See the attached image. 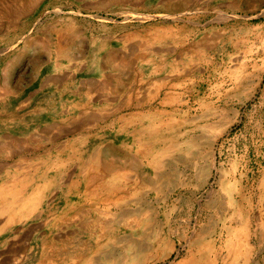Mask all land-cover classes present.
Segmentation results:
<instances>
[{"label": "rangeland", "instance_id": "rangeland-1", "mask_svg": "<svg viewBox=\"0 0 264 264\" xmlns=\"http://www.w3.org/2000/svg\"><path fill=\"white\" fill-rule=\"evenodd\" d=\"M25 1L30 0L20 1V11ZM14 21L17 27L10 30L4 24L5 29L0 33V110L7 114L4 118L8 124L16 125L9 132L0 131V143L4 142V133L12 140L9 147H2L0 151V167L6 165L9 171L0 174V189L4 187L0 191L5 190V195L13 190L22 193H19L18 205L6 196L11 213L15 210L10 215L17 216V220L0 232V264H14L7 260L14 245L20 250L15 264H39L43 259L50 264H117L135 248L152 244L155 232H160L170 250L167 258H156L151 264H176L192 252L193 236L215 217L224 201L248 215V239L253 254L247 264H264V0H32L31 9ZM99 49L103 50L101 53L114 51L129 61L134 60L131 68L123 69L120 81L124 83L139 76L142 70L148 74L151 64L159 67L156 76L140 75L141 83L133 79L128 84L132 97L145 100L143 112L155 114L156 110L163 109L167 112L163 118L175 117L171 113L175 103L168 100L161 105L165 94L163 91L155 94V91L158 78L169 80L177 76L178 80L167 83L165 88L174 86L184 105L181 109L186 120L210 113L212 109L224 110L230 117V124L212 143L209 161L202 162L208 165L209 171L201 186L197 187L191 172L185 168L186 152L191 148L184 146L174 157L171 152L164 157V170L172 182H163L157 195L148 194L147 188L141 193L151 203L153 216L135 204L137 196L126 199L129 204L119 196L127 153L138 161L142 158L137 153L140 148L136 144V132L149 131L155 125L144 119L137 122L138 126L135 123L120 127L121 123L114 121L115 116L108 122L102 121L100 113L118 110L120 101L105 107L97 101L96 105L91 103L85 95L89 84L100 83L97 59L91 60L98 56ZM133 52L138 57L144 55L151 63L144 65ZM106 71L118 74L113 66ZM120 94L128 95L122 91ZM78 102L98 114L99 120L89 134L81 137L74 156L68 149L58 155L56 142L49 139L61 135L48 125L77 116L79 110H74L73 105ZM133 111L121 109L127 116ZM203 125L205 134H209L210 125L208 122ZM195 128L193 124L183 125L181 133L188 134L186 140L200 134ZM68 133H64L66 136L59 145L67 142ZM155 140V137L142 140L152 147V154L159 149L152 146ZM104 146H111V156L104 159L110 171L98 170L95 174L99 172L108 183L106 193L115 190L114 199L120 202V208L112 206L111 210L99 198L103 196L102 191L96 195L85 192L86 185L79 184L76 177L84 170L91 153ZM197 150L193 147V154ZM141 163L132 173L139 180L151 174L150 168ZM72 180L77 184L70 189ZM32 195L38 197L36 211L30 219L19 222L21 206ZM4 216L0 226L5 223ZM213 236L212 254L219 255L218 264H223L228 256L229 237H220L219 230ZM235 264L244 263L240 259Z\"/></svg>", "mask_w": 264, "mask_h": 264}, {"label": "bare ground", "instance_id": "bare-ground-1", "mask_svg": "<svg viewBox=\"0 0 264 264\" xmlns=\"http://www.w3.org/2000/svg\"><path fill=\"white\" fill-rule=\"evenodd\" d=\"M21 0H8V1H2L0 3V33L3 30L2 25L8 24L6 29L10 28H15V19L18 18L20 15L23 13L29 11L31 9V3L32 0H30L28 3L26 1L22 3V10L20 11V8H18V5L21 4ZM119 2V1H118ZM26 3V4H25ZM110 3V2H109ZM24 17V16H23ZM174 17V16H173ZM22 18V17H21ZM140 19V18H139ZM20 20V19H19ZM22 20V19H21ZM25 20V19H24ZM185 21V20H184ZM20 22V21H19ZM29 22V21H28ZM25 23V22H24ZM27 23V22H26ZM25 23V24H26ZM20 26V25H19ZM17 27V26H16ZM5 29V27H4ZM19 29V28H18ZM16 30V29H15ZM13 31V30H12ZM10 32V31H9ZM161 33V32H160ZM167 34V33H166ZM160 36V35H159ZM158 36V37H159ZM5 37V35H4ZM162 37V35H161ZM160 37V38H161ZM1 38V37H0ZM53 38V37H52ZM142 39V38H141ZM164 39V38H161ZM98 40V39H97ZM155 40V39H154ZM158 40V39H157ZM155 40V41H157ZM6 41V40H5ZM175 41V40H174ZM8 42V41H7ZM102 42V41H101ZM109 42V40H108ZM108 44V43H107ZM98 45V44H97ZM160 45V44H159ZM132 48V47H131ZM63 49V48H62ZM102 49V48H101ZM99 49L98 50V56H93L91 60L97 59V65L98 70H99V80L100 83L97 82V84L91 83L89 84V90L87 91L88 100L92 101L95 103V101L102 103L105 105V107H110L112 102H116V100L119 103L118 110H113L112 113L109 111V113H100V116L102 117L103 122H108L111 117L115 116L117 122L121 123L120 127H125L130 125H135L137 122L142 121L144 119H147L150 121V123H153L155 125L154 127H151L149 131L146 129H140L139 132L135 134V140L137 139V146L140 148L137 153L139 157H142L140 159L141 165H145V167L150 168L151 174L150 175H145L142 176V179L139 180L138 177L135 175L132 176L133 171L138 169L140 161L137 160V158L134 157H129V153H127L126 160L123 161V164L125 166V174L123 176V182H122V188L120 192H122V195L119 196L117 192V195L119 196V199L123 202H126L129 204L130 201H126V199H131V197L137 196V200L135 204L141 205V208H145L146 212L149 213V215L153 216V210L151 208V203L148 202V200L142 196V192L145 188L148 189V194L154 193L158 194L160 190V185L163 182H172L169 180L167 177V172L164 170V167L166 166L164 157L168 156L169 152H171V156L174 157L175 154L180 153L183 147L186 146L187 148H191L186 152L187 155V164L185 165L186 170H189L191 172V177L192 180L196 182L197 187L201 186L204 184V181L208 175L209 167L208 165L202 164L209 161L210 159V149L212 146L213 141L219 137L221 134L222 130L226 128L227 125L230 124V117L226 114L224 110L220 109H215L211 110L210 113H203L199 114L198 117L195 118H190L188 120L185 119L184 117V112L183 108L184 105L180 101V96H178V93L173 90L174 86L169 85V88H165L167 83L173 84V82L177 81V76L176 78L166 80V78H158L156 82H158V86L156 88V93L158 94L160 92H164L165 97L164 100L161 101V105L165 104L168 100L171 101V103H175L176 107L174 106L172 108L171 113L175 114V117L171 118H163L167 113L163 111V109L156 110L155 114L153 112L151 113H145L143 112L144 108V101L142 99H138V97H132L131 93L132 91L129 90L128 84L133 83V79H137L139 83L142 81L139 79V76H145V77H150L154 76L156 72L159 70V67L154 66L152 67L151 64V70L149 71L148 74L144 70L139 72V76H136L135 78L132 77L128 82L124 83L123 81L121 82L120 79L122 78V74H124L123 69H129L131 68L132 65V60L129 61L128 58H123L121 55L118 53H115L114 51L110 52H103V50ZM138 49V48H137ZM140 49V48H139ZM161 49V48H160ZM163 49V48H162ZM168 49V48H167ZM173 49V48H172ZM190 49V48H189ZM91 50V49H90ZM97 50V49H95ZM150 49H148L149 51ZM165 52L166 49H164ZM174 50V49H173ZM187 50V49H186ZM152 51V50H151ZM162 51V50H160ZM194 51V50H193ZM136 52V51H134ZM132 53L133 56L136 57V59H140L141 63H151V60L147 59L144 55H141L138 57L135 53ZM157 52V50H156ZM155 52V53H156ZM163 52V51H162ZM172 52V51H171ZM176 52V51H175ZM178 52V50H177ZM181 52V50H180ZM188 52V51H187ZM95 53V52H94ZM124 53V52H123ZM161 53V52H160ZM169 53V52H167ZM174 53V51H173ZM93 54V53H92ZM125 54V53H124ZM127 54V52H126ZM131 54V53H130ZM149 54L151 52L149 51ZM172 54V53H171ZM182 54V52H181ZM188 54V53H186ZM97 55V54H96ZM154 55V54H153ZM160 55V54H159ZM190 55V54H189ZM124 56V55H123ZM127 56V55H126ZM181 56V55H180ZM187 56V55H186ZM61 57V56H60ZM163 57V53H162ZM174 57V56H173ZM172 57V58H173ZM64 58V57H63ZM69 58V57H67ZM66 58V59H67ZM165 58V57H164ZM170 58V57H169ZM176 58V57H175ZM65 59V58H64ZM63 59V60H64ZM155 59V57H154ZM182 59V58H181ZM56 61V59H55ZM134 61V60H133ZM157 61V60H156ZM165 61V60H164ZM170 61V60H169ZM140 63V64H141ZM135 64V63H134ZM60 65V64H59ZM146 65V64H144ZM177 65V64H176ZM179 65V63H178ZM56 66V65H55ZM110 66H113L115 70L118 71V74H108L106 71L107 68L109 69ZM168 66V64H167ZM177 67V66H176ZM96 68V69H97ZM143 68V67H142ZM174 68V66H173ZM172 68V69H173ZM137 69V67H136ZM144 69V68H143ZM170 70V69H169ZM178 70V69H177ZM135 71V70H134ZM91 72V71H90ZM111 72V71H110ZM113 72V71H112ZM135 73V72H134ZM137 73V72H136ZM162 73V72H161ZM181 75V74H180ZM125 76V75H124ZM128 76V73L127 75ZM156 76V75H155ZM129 77V76H128ZM169 77V76H168ZM167 77V78H168ZM66 78V76H65ZM179 78V77H178ZM260 78V77H259ZM114 79H116L117 84L114 85ZM134 80V81H135ZM136 81V82H137ZM170 81V82H168ZM155 82V83H156ZM166 83V84H165ZM127 84V85H126ZM130 85V84H129ZM137 85V83H136ZM139 85V84H138ZM83 86V85H82ZM130 87V86H129ZM87 88V87H86ZM131 89V88H130ZM133 90V89H132ZM120 91H122L123 95L128 94L126 97L122 96L120 94ZM85 98V96H84ZM83 98V99H84ZM146 99V98H145ZM160 101V100H159ZM82 102H78V104L73 105L74 110H79L77 116H72V117H66L67 119H61L56 124H50L48 125V128H56L57 133L60 132L59 137H55L54 140L49 139L52 142H56L55 145V150L58 155H63L66 153L67 149L68 151L73 152V156L77 153L75 150L76 146L80 143L81 137H83L85 134L90 133V128H92V125L97 123L99 118L97 117L98 114L94 113L93 111L89 110L85 105L82 106ZM99 104V103H98ZM93 105V104H92ZM96 105V103H95ZM149 105V103H148ZM203 107V104H201ZM98 106V105H97ZM189 107V106H188ZM126 108V109H132L134 110L130 115H123L121 113V109ZM147 108V107H146ZM145 108V109H146ZM204 108V107H203ZM221 108V107H220ZM92 109V108H91ZM94 109V108H93ZM97 109V108H96ZM109 109V108H108ZM142 109V110H141ZM158 109V108H157ZM112 110V109H111ZM141 110V111H139ZM107 111V110H105ZM125 112V111H124ZM169 112V111H168ZM188 113V111H187ZM80 115V116H78ZM169 115V114H168ZM158 116L159 119L158 120ZM64 117V116H62ZM188 117V116H187ZM112 121V120H111ZM159 121V122H158ZM203 122L207 123L210 125L209 128L211 131L209 134H205V125H203ZM193 124L194 128L200 132V134L196 133L194 136H190L185 139L188 134L181 133V129L183 128V125L185 124ZM106 124V123H105ZM114 125V124H113ZM138 126V124H137ZM141 126V125H140ZM143 126V125H142ZM148 126V125H147ZM119 127V128H120ZM192 127V125H191ZM103 128V127H102ZM108 128V127H107ZM132 128V127H131ZM136 128V127H135ZM134 128V129H135ZM142 128V127H141ZM149 128V127H148ZM186 128V127H185ZM190 128V127H189ZM49 129V130H50ZM109 129V128H108ZM129 129V128H128ZM209 129V130H210ZM94 130V129H93ZM183 130V129H182ZM195 130V131H196ZM229 131V129H228ZM65 132H69L67 134V142L59 145V141L62 140V138L66 135H64ZM193 132V131H192ZM130 133V132H129ZM194 133V132H193ZM59 134V133H58ZM57 134V135H58ZM127 134V133H126ZM56 135V136H57ZM127 137V136H126ZM156 138L154 141V145L152 146H158V153L152 154V147L144 143H142V140H149L153 138ZM218 142V141H217ZM158 143V144H157ZM170 143V147L167 145ZM108 145V144H107ZM132 145V144H131ZM167 145L169 148L165 146ZM136 146V145H135ZM136 146V147H137ZM196 147L199 148L197 150L198 152L193 154L192 148ZM5 148V147H4ZM2 147H0L1 151ZM6 149V148H5ZM52 149V148H51ZM88 154V153H87ZM132 154V153H131ZM148 154L150 156H148ZM214 154V153H213ZM89 156V155H88ZM111 156V146H104L96 149L93 153H91V156L89 157L88 163L86 166H83L84 170L82 169V172L76 176L78 178V181L80 180L79 184H82V182L86 185V191L93 194L95 193L98 194L99 192L102 191L103 196H99L102 204L104 203V207H107L110 209L112 206H116L120 208V202H117V200L114 199V191H109L106 193L107 189V184L105 183V178H102L99 172L95 174L96 171L98 170H104L105 172L110 171V166L106 165L105 162L108 159V157ZM86 157V156H85ZM84 157V158H85ZM86 159V158H85ZM104 160L101 162V160ZM9 160V159H8ZM180 161V159H176ZM214 160V159H213ZM80 162V161H79ZM115 162V161H114ZM65 163V162H64ZM216 163V162H215ZM103 164V165H102ZM121 164V162H120ZM1 165V164H0ZM115 165V164H114ZM113 165V166H114ZM4 165H2L1 169L4 170ZM6 166V165H5ZM80 166V165H79ZM182 166V165H181ZM173 167V166H172ZM178 167V166H177ZM215 168V167H214ZM213 169V168H212ZM168 170V169H167ZM211 170V169H210ZM215 170V169H214ZM25 171V170H24ZM52 171V170H51ZM188 171V172H189ZM94 172V173H93ZM112 172V171H111ZM169 172V171H168ZM181 172V171H180ZM183 172V170H182ZM186 172V173H188ZM213 172V171H212ZM211 172V173H212ZM78 173V172H77ZM93 173V174H92ZM100 175V176H99ZM105 175V174H103ZM71 176V175H70ZM107 176V175H106ZM219 176V174H218ZM69 177V176H68ZM220 177V176H219ZM218 177V178H219ZM140 178V177H139ZM168 178V179H167ZM191 179V178H190ZM250 179V178H249ZM13 180V179H12ZM16 179H14L15 181ZM27 180V179H26ZM181 180V179H180ZM184 181V180H183ZM187 181V180H186ZM23 182V181H22ZM119 182V181H118ZM7 183V182H6ZM5 183V184H6ZM20 183V182H19ZM28 183V182H27ZM70 189L75 187L77 182L75 180H72L70 182ZM5 184H3L5 186ZM13 184V182H12ZM11 184V186H12ZM18 185V183H15ZM78 184V185H79ZM2 185V186H3ZM14 185V184H13ZM23 185V184H22ZM21 185V187H22ZM118 185V183H117ZM1 186V187H2ZM10 186V184H9ZM16 186V185H15ZM264 186V185H263ZM7 187V186H6ZM5 187V188H6ZM18 187V186H17ZM20 187V188H21ZM8 188V187H7ZM16 188V187H15ZM118 188V187H117ZM114 188V189H117ZM2 189V188H1ZM0 189V190H1ZM4 189V187H3ZM2 189V190H3ZM9 189V188H8ZM7 189V190H8ZM11 189V187H10ZM178 189V188H177ZM185 189V188H183ZM13 190V189H11ZM17 190V189H16ZM23 190V189H22ZM21 190V191H22ZM76 190V189H75ZM119 190V189H118ZM191 190V189H190ZM146 191V190H145ZM260 191V190H259ZM5 190L0 191V201L2 205H0V219L3 220L2 216L5 215L6 217L4 219V225L0 226V232L2 231L3 228H7L8 226L10 227L12 223H16L15 221L17 220V216L15 215H10L12 214V208L8 207V201L6 200V196H10L11 198V203L16 204L18 202V198L20 196L19 193L22 192H16L13 190V192H8L7 195H5ZM26 192V191H25ZM36 192V191H35ZM105 192V193H104ZM164 192V191H163ZM181 192V191H180ZM24 193V192H23ZM70 193V192H69ZM248 193V192H247ZM9 194V195H8ZM92 194V196H94ZM120 194V193H119ZM191 194V193H190ZM35 196V197H34ZM177 196V195H176ZM26 197V196H24ZM103 197V198H102ZM245 197V196H244ZM22 198V197H21ZM150 198V197H148ZM183 198V197H182ZM248 198V197H247ZM99 200V199H98ZM132 201V200H131ZM158 201V200H157ZM37 202H38V197L36 195H32L28 199L25 200V202L21 206L20 213L18 215V220L19 222L21 220H26L27 218L30 219V217L35 213L36 207H37ZM226 202V203H225ZM49 203V202H48ZM179 203V202H178ZM86 204V203H85ZM248 204V203H247ZM253 204V203H252ZM18 205V203H17ZM90 205V204H89ZM175 205V204H174ZM15 206V205H14ZM40 206V205H39ZM102 206V205H101ZM100 206V207H101ZM103 207V206H102ZM192 207V206H191ZM202 208V207H201ZM249 208V207H248ZM73 207L71 208V210ZM75 209V208H74ZM101 209V208H100ZM103 209V208H102ZM113 209V208H112ZM80 210V209H79ZM96 210V209H95ZM111 210V209H110ZM115 210V209H114ZM85 211V210H84ZM84 211H82L84 213ZM90 211V210H89ZM248 211V210H247ZM208 212V211H207ZM17 213V212H16ZM41 213V212H40ZM87 213V212H86ZM89 213V212H88ZM87 213V215H88ZM93 213V212H91ZM96 214V213H95ZM213 214V213H212ZM261 214V213H260ZM90 215V214H89ZM98 215V214H97ZM207 217V214H205ZM209 215V214H208ZM203 216V215H202ZM214 216V215H213ZM251 216V215H250ZM77 217V216H74ZM83 218L85 216H82ZM94 217V216H93ZM199 217V216H198ZM197 217V218H198ZM210 217V215H209ZM208 217V218H209ZM248 215L246 216V212H244L241 208L238 206L232 205L231 202L229 201H224L223 203L220 204V209L217 210L215 217L211 220H209L206 225L202 226L199 231L193 236L191 240V249L192 252L187 255L185 258H182L180 261H178L176 264H218V256L217 254H212L213 252V244H212V236L216 233L217 230L220 232V237L223 235H226L229 237L227 240V250H228V256L224 258L223 264H235L238 262L240 259L244 264H247L249 259L251 258L253 254L252 247L250 245L249 239V231H248V221L249 219L247 218ZM66 218V217H65ZM73 218V217H71ZM70 218V219H71ZM91 218V215H90ZM123 218V217H122ZM201 218V217H200ZM254 218V217H253ZM79 219V218H78ZM125 219V218H124ZM251 219V218H250ZM81 220V219H80ZM79 220V221H80ZM86 220V219H85ZM202 220V219H201ZM221 220L222 225L219 222ZM50 221V220H49ZM72 221V219H71ZM77 221V219H76ZM84 221V220H83ZM92 221V220H91ZM251 221V220H250ZM139 222V221H138ZM137 222V223H138ZM200 222V221H199ZM86 223V222H85ZM107 223V221H106ZM201 223V222H200ZM250 223V222H249ZM87 224V223H86ZM175 224V223H174ZM197 224V223H196ZM83 225V224H82ZM102 225V224H100ZM138 225V224H137ZM201 225V224H199ZM198 225V226H199ZM252 225V224H251ZM256 225V224H255ZM98 226V225H96ZM235 226L232 230V227ZM264 226V225H263ZM82 227V226H81ZM92 227V226H91ZM90 227V228H91ZM195 227V224H194ZM197 227V226H196ZM195 227V228H196ZM200 227V226H199ZM251 227V226H250ZM26 228V227H25ZM60 228V227H59ZM95 228V227H94ZM258 228V227H256ZM106 229V228H105ZM156 229V228H155ZM166 229V228H165ZM235 229V230H234ZM251 229V228H250ZM261 229V228H260ZM264 229V228H263ZM5 230V229H4ZM107 230V229H106ZM164 230V229H163ZM195 230V229H194ZM197 230V229H196ZM254 230V229H253ZM81 232V230L79 229ZM99 231V230H98ZM160 231V230H159ZM175 231V230H174ZM79 232V233H80ZM83 232V231H82ZM89 232V231H88ZM188 232V231H187ZM72 233V232H71ZM158 233V234H157ZM160 232H155L152 240V244H149L148 246H143L140 248H135L133 252H130L129 255L127 254L126 257H124L122 260H120L117 264H151L153 260H160V259H165L169 256L168 251L170 250V245L168 242L165 240V238H162V236L159 234ZM176 233V232H175ZM254 233V232H252ZM251 233V234H252ZM75 234V233H74ZM85 234V233H84ZM57 235V234H56ZM91 235V233H90ZM98 235V234H97ZM190 235V234H189ZM71 236V235H70ZM252 236V235H251ZM255 237V234L253 235ZM23 237V236H22ZM214 237V236H213ZM258 237V236H257ZM263 237V236H262ZM65 238V237H64ZM68 238V237H67ZM66 238V239H67ZM190 238V237H189ZM219 238V237H218ZM224 238V237H223ZM261 238V237H260ZM60 240L62 238H59ZM91 239V238H90ZM103 239V238H101ZM100 239V240H101ZM257 239V238H256ZM263 238H261L262 241ZM68 240V239H67ZM66 240V241H67ZM59 241V240H58ZM216 241V240H215ZM223 241V240H222ZM258 241V240H256ZM63 242V241H62ZM60 242V243H62ZM69 242V240H68ZM107 242V241H106ZM95 243V241H94ZM187 243V241H186ZM219 243V242H218ZM261 244L260 242H258ZM22 244V243H21ZM58 244V243H57ZM64 244V243H62ZM14 245V244H13ZM53 245V244H52ZM96 245V244H95ZM217 245V244H216ZM5 246V243L3 244ZM99 246V245H98ZM223 246V245H222ZM257 246H259L257 244ZM256 246V247H257ZM262 246V245H261ZM51 247V246H50ZM62 247V246H61ZM69 247V246H68ZM84 247V246H83ZM216 247V246H215ZM221 247V246H220ZM264 247V246H263ZM262 247V249H264ZM46 247H44L45 249ZM67 248V247H65ZM73 248V247H72ZM254 248V247H253ZM258 248V247H257ZM256 248V249H257ZM261 248V247H260ZM259 248V249H260ZM43 249V250H44ZM50 249V248H49ZM57 249V248H56ZM55 249V250H56ZM61 249V248H60ZM71 249V248H70ZM133 249V248H132ZM42 250V251H43ZM65 250V249H64ZM22 251V250H21ZM258 251V250H257ZM260 251V250H259ZM20 250L15 247V245L10 247V256L7 257V260H12L13 263L15 264L16 261L18 260V254ZM51 252V251H50ZM60 252V251H59ZM67 252V251H66ZM256 252V251H255ZM254 252V253H255ZM261 253V252H260ZM262 254V253H261ZM52 255V254H51ZM55 255V254H54ZM224 255V254H223ZM258 255V254H257ZM22 256V255H21ZM86 256V255H85ZM199 256V257H198ZM43 257V256H42ZM41 257V259H42ZM48 257V256H47ZM76 257V256H75ZM46 258V257H45ZM64 258V257H63ZM110 258V257H109ZM107 258V259H109ZM17 259V260H16ZM72 259V258H71ZM78 259V258H77ZM253 259V258H252ZM258 259V258H257ZM255 259L254 261H256ZM48 260V259H47ZM63 260V259H62ZM75 260V258L73 259ZM92 260V259H91ZM81 261V259H80ZM200 261V262H199ZM222 261V260H221ZM251 261V260H250ZM1 262V261H0ZM51 263V262H50ZM49 262H46L45 259L41 260L39 264H50ZM78 263V262H77ZM250 263V262H249ZM6 264V263H5ZM253 264V263H252Z\"/></svg>", "mask_w": 264, "mask_h": 264}, {"label": "crops", "instance_id": "crops-1", "mask_svg": "<svg viewBox=\"0 0 264 264\" xmlns=\"http://www.w3.org/2000/svg\"><path fill=\"white\" fill-rule=\"evenodd\" d=\"M5 116H7L6 113H4V111L0 110V131H5V132H9L11 130H13L15 128V124L14 127L11 124H8V120L6 118H4ZM24 126V125H23ZM25 127V126H24ZM3 128V130H1ZM3 139V138H2ZM12 141L10 140V137L8 135H5L4 133V142L0 143V147H9V142ZM6 170L1 169L0 167V174L2 175V172H9L7 169V166H3ZM15 225V224H14ZM13 225V226H14ZM12 226V225H11ZM10 226V227H11ZM1 236V235H0Z\"/></svg>", "mask_w": 264, "mask_h": 264}]
</instances>
